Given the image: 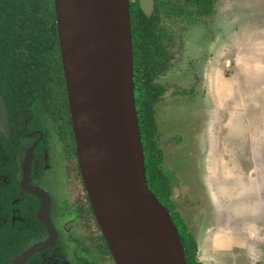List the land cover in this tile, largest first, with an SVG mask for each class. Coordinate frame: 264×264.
<instances>
[{
	"label": "rangeland",
	"instance_id": "obj_1",
	"mask_svg": "<svg viewBox=\"0 0 264 264\" xmlns=\"http://www.w3.org/2000/svg\"><path fill=\"white\" fill-rule=\"evenodd\" d=\"M163 22L174 56L155 111L171 197L200 260L264 264V0H217L204 24ZM184 87L195 88L185 102Z\"/></svg>",
	"mask_w": 264,
	"mask_h": 264
},
{
	"label": "water",
	"instance_id": "obj_2",
	"mask_svg": "<svg viewBox=\"0 0 264 264\" xmlns=\"http://www.w3.org/2000/svg\"><path fill=\"white\" fill-rule=\"evenodd\" d=\"M138 4L151 15L154 0ZM54 5L78 161L116 264H187L170 213L146 180L129 0H54ZM0 130L8 135L1 93ZM27 192L41 199L53 236L46 193Z\"/></svg>",
	"mask_w": 264,
	"mask_h": 264
},
{
	"label": "trees",
	"instance_id": "obj_3",
	"mask_svg": "<svg viewBox=\"0 0 264 264\" xmlns=\"http://www.w3.org/2000/svg\"><path fill=\"white\" fill-rule=\"evenodd\" d=\"M216 1L155 0L153 12L148 16L140 9L138 0H129L135 106L146 180L150 190L170 213L180 236L187 264L207 263L200 260L199 246L192 226L171 197L174 175L163 164V149L158 144L155 115V105L163 99L167 85L157 82L155 77L167 70L173 58L166 48L172 45L173 37L162 24L163 18L197 23L216 12ZM22 77H27L29 88L35 87L39 91L32 107L33 118L25 131L34 127L41 128L42 116H49L55 123L58 119L57 126L68 128L70 118L54 0H0V83L12 125L10 139L4 138L0 133V146L12 155V161L15 151L18 150L21 154L23 146L31 140V137H25L21 133L23 124L19 118L20 104L17 102L20 92L16 83ZM193 90L189 89L188 95L193 97Z\"/></svg>",
	"mask_w": 264,
	"mask_h": 264
},
{
	"label": "flooded vegetation",
	"instance_id": "obj_4",
	"mask_svg": "<svg viewBox=\"0 0 264 264\" xmlns=\"http://www.w3.org/2000/svg\"><path fill=\"white\" fill-rule=\"evenodd\" d=\"M166 19L191 26L206 22L202 20L200 23L191 24L180 19ZM162 24L164 25L163 20ZM167 31L169 32L168 29ZM166 48L168 54L173 55V46ZM61 62L66 87L62 55ZM172 63L173 58L167 70L155 77L157 82L163 83L160 78L166 76ZM26 79L27 77H22L16 83L20 92L17 102L20 104L21 115L18 116L23 124L22 135L31 137V140L23 146L21 154L18 150L15 151L14 161L11 160L12 155L0 146V264H116L96 220L83 181L68 98V128L57 126L58 119L55 123L49 116H42L43 128L34 127L26 132V126L33 118V104L39 94L35 87L29 88ZM191 88L194 93L195 88ZM189 89L184 87L179 92L184 102L192 99V96L188 95ZM0 93L7 108L9 121L8 135L2 130L0 133L4 138L10 139L11 115L1 83ZM181 102L183 101L179 99L176 108H179ZM26 173L27 182L24 181ZM34 188L46 193L43 200L46 196L48 223L50 222L54 232L53 236L42 218L44 209L40 210L41 199L27 192L28 189Z\"/></svg>",
	"mask_w": 264,
	"mask_h": 264
},
{
	"label": "clouds",
	"instance_id": "obj_5",
	"mask_svg": "<svg viewBox=\"0 0 264 264\" xmlns=\"http://www.w3.org/2000/svg\"><path fill=\"white\" fill-rule=\"evenodd\" d=\"M133 71H134V69H133ZM133 77H134V75H133ZM135 89V88H134ZM134 93H135V90H134ZM136 112H137V110H136ZM137 119H138V116H137ZM139 126V125H138ZM140 130V129H139ZM140 136H141V133H140ZM141 142H142V140H141ZM142 147H143V145H142ZM143 155H144V153H143ZM144 164H145V161H144ZM146 174V173H145ZM150 189V188H149ZM199 255H200V252H199ZM204 262V261H203ZM206 263V262H205ZM208 264V263H207Z\"/></svg>",
	"mask_w": 264,
	"mask_h": 264
}]
</instances>
